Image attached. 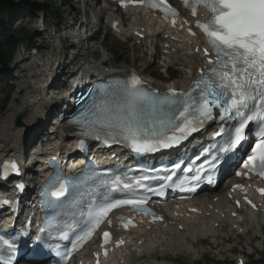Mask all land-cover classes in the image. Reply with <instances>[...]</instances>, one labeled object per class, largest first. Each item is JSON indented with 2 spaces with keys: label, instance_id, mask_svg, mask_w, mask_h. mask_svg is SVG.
I'll return each mask as SVG.
<instances>
[{
  "label": "snow or ice",
  "instance_id": "1",
  "mask_svg": "<svg viewBox=\"0 0 264 264\" xmlns=\"http://www.w3.org/2000/svg\"><path fill=\"white\" fill-rule=\"evenodd\" d=\"M184 3L191 8L193 16L199 5L210 13L205 22L196 21L209 47L204 49L207 66L200 70L191 87L180 91L169 89L161 96L144 89L135 74L130 79L118 80L108 88L100 89L91 107L81 114L78 123L84 128L82 135L103 139L106 145L124 143L139 154L179 145L208 121L219 120L216 135L225 142L216 146L217 151L235 154L234 150L246 140V130L255 125V143L243 166L264 177V0H193L191 4L184 0ZM162 4L164 0H160V4L150 3V6L156 8ZM164 11L173 16L177 14L170 6ZM78 146L83 149L84 141L81 140ZM217 163L218 157L211 162V168L215 169ZM173 167L180 168L181 164L175 163ZM9 170L19 171L15 162H5L2 176L7 177ZM208 179L211 181V175ZM17 187L22 190L24 186ZM73 188L77 186L63 178L62 173H56L46 189V195L51 197L47 200L48 205L57 207L61 198H66ZM259 191L264 194V189ZM144 203V199H138L89 206L88 233L120 204L143 206ZM143 210L148 212L147 208ZM103 237L107 241L110 233L105 231ZM37 242L43 243L44 238L38 236ZM3 243L9 244V241L3 240ZM3 264L11 262L3 261Z\"/></svg>",
  "mask_w": 264,
  "mask_h": 264
},
{
  "label": "rangeland",
  "instance_id": "2",
  "mask_svg": "<svg viewBox=\"0 0 264 264\" xmlns=\"http://www.w3.org/2000/svg\"><path fill=\"white\" fill-rule=\"evenodd\" d=\"M15 5L14 9H11L9 11L8 15L0 16V26H3V24H6V29H9L11 31L25 33L27 37V47H22V43L18 44L17 50L15 51L13 55V59H11L9 65L2 69L0 68V73H6L9 70H11V67L13 70H16L15 72H12L11 75H16V77L8 79L7 83L3 84L0 89V99L6 98L7 102L3 109H0V149L6 151L8 147H10V140L15 138L17 135V127L14 125L13 119L14 116L18 112L24 113V128H29L30 122L29 119H32L35 116H32L33 108L30 105L32 96H36L31 92L29 89L24 90L22 93H18L17 90L21 86H23V82H27L32 85L33 82H35V78H32L31 75L34 73H40V68H32L31 65L33 61L30 59L26 63H20L18 69L13 68V64L15 62V56L17 58H21V55H26V53L30 52L35 54L37 49L33 46V42L36 40L38 36H41V39L48 45L49 43H54L55 45L59 46V52L63 51V53L60 56V60L63 61V56L66 54H72L69 51L68 45H63V36L69 35L68 31L71 29L72 32H75L73 27L76 25V20L81 21L82 18L80 17L82 10L84 9V5L81 0H10ZM33 7V8H32ZM23 8V9H22ZM28 9V10H25ZM32 9V11H30ZM26 11L25 14L22 13ZM27 12H30V14L26 15ZM14 15V17L12 16ZM79 16V17H78ZM91 18H93L91 16ZM24 19L30 20L26 25L20 24V20ZM32 19V21H31ZM2 20V21H1ZM9 20V21H8ZM88 21V20H87ZM89 28V27H87ZM106 29V26H105ZM105 29L100 30L98 34V39L96 41H91L90 44L87 43V45L92 46V52L96 53V56L99 55V59H102L103 62L113 65L118 68H130L134 67L137 71L144 74L148 78V75H155L158 74L159 68H161L157 62L149 63L148 61V55L144 54L142 47L135 48L134 46L136 44L132 42H121L120 40L111 38L109 35H105ZM32 33H31V32ZM93 29H91L88 32H92ZM30 32V33H29ZM24 36V35H22ZM105 36V37H104ZM72 40V39H71ZM147 41V40H145ZM70 42V40H69ZM25 44V43H24ZM65 46V47H64ZM103 46H106L110 48V50L115 52L116 57H112L111 53L108 52L106 49H104ZM148 49L147 45H145ZM38 49L43 48L41 46L37 47ZM76 49H73L72 52H75ZM44 56L45 62L46 57L50 52H52L51 48L48 50H44ZM77 54V53H75ZM74 55V54H73ZM72 55V56H73ZM88 55L87 51L80 50L79 54H77V57L80 58L81 56L85 57ZM87 56V60H88ZM191 59H189L190 61ZM82 62H84L82 60ZM188 63V62H187ZM64 65V64H63ZM173 65H176V68L179 70V74L176 75V81L180 80V76L182 75L180 67H179V60H175V63ZM20 69H26L24 71V76L20 72ZM175 69V68H173ZM18 71V72H17ZM43 75V74H42ZM22 76L24 78H22ZM163 77V76H162ZM45 77H41L38 80L43 81ZM149 79V78H148ZM152 81L156 84H160L161 82L157 79L152 78ZM32 93V94H31ZM16 98L18 104L12 105V99ZM33 101V100H32ZM12 107V110H6V108ZM35 131V130H34ZM35 139V138H34ZM8 144V145H7ZM6 145V146H4ZM208 219L201 220L204 223H207ZM210 220H208L209 222ZM172 238L171 236L169 237ZM169 239L168 241V247L167 242H162L158 245L157 251V260L159 261H166V264H196V259H198V264H217L214 260H211L207 255H201L200 257V251H208V245H198L196 247L195 253L187 254L188 251H183L184 248L182 243H179V241H171ZM246 240V238H245ZM175 242V244H174ZM166 252H165V250ZM173 252V253H172ZM163 254H166L167 258H161ZM212 257V256H210ZM154 257H146L142 260L136 261V264H152L154 263ZM174 262V263H173ZM264 264V262L260 263Z\"/></svg>",
  "mask_w": 264,
  "mask_h": 264
},
{
  "label": "bare ground",
  "instance_id": "3",
  "mask_svg": "<svg viewBox=\"0 0 264 264\" xmlns=\"http://www.w3.org/2000/svg\"><path fill=\"white\" fill-rule=\"evenodd\" d=\"M33 8V7H32ZM23 9V8H22ZM25 10H28V9H26L25 8ZM24 10V12H22V13H24L25 14V11ZM30 11H32V9H30ZM28 14H30V12H27L26 13V15H28ZM136 19V18H135ZM134 19V20H135ZM134 20H133V22H134ZM30 21V20H29ZM28 20H26V21H24V19H21L19 22H20V24H24V25H26L27 23H31V22H29ZM31 21H32V19H31ZM139 25H141V26H143L142 24H139ZM91 26V21L90 20H88L87 22H86V27H90ZM151 28V27H150ZM31 32V31H30ZM29 32V33H30ZM32 33V32H31ZM158 36H159V34L158 35H154L153 37H150V40L152 41V40H155V39H157L158 38ZM146 40H148V39H146ZM81 41H83V43L85 42V41H87V42H93V40H88V38H87V40H81ZM91 42V43H92ZM33 46L34 47H36V49H37V51H36V53L35 54H33V53H30V52H28V53H26V55H21V61L20 62H15L14 64H13V68H15V69H18V67H19V65H20V63H26V62H28L30 59L33 61V63H32V65H31V67L32 68H34V67H36V68H40L41 67V72L40 73H34V74H32L31 75V77L32 78H35L36 80L37 79H40L41 77H45L44 78V80L43 81H39V83L41 84H43V83H45V81H46V78H47V76H48V74H49V71H50V68H51V66H50V63H52L53 64V67L54 66H57V68L59 69V67H60V65H61V63H62V61L60 60V56H61V54L63 53V51H60V53H56V55H54V54H52V55H50V56H48V57H46V62H45V58H43V56H44V50H48L49 48H52V50H58V48H59V46L58 45H55L54 43H49L48 45L43 41V39H41V36H38L37 38H36V40L33 42ZM38 46H41V47H43V48H40V49H38L37 47ZM65 47V46H64ZM88 48H92V46L91 45H87V49ZM92 54H94V55H96V53L95 52H92ZM182 54H184V57H182V60L183 61H185L186 63H187V65H185V67H184V69H185V78L182 76V78L180 79V81H184V79H185V81L188 79V72L191 70V67H192V64H193V61L195 60L196 61V59H197V55H189L188 53H186V52H184L183 50L181 51V52H179L178 54H172L171 56H177V55H179V56H181ZM53 56V57H52ZM167 58H164L165 60H167L168 58H169V56H166ZM72 59H77V54H74L73 56H72ZM189 59H191L190 61H189ZM70 62H72V60H70ZM105 63V62H104ZM62 66V65H61ZM65 65H63V67H64ZM49 69V70H48ZM55 71H57V69L56 68H53ZM24 71H26V69H20V72L23 74V76H24ZM62 71H63V69L61 68L60 70H59V73L61 72L62 73ZM60 73V74H61ZM43 74V75H42ZM22 76V78H24ZM184 81V82H185ZM26 89H29L31 92H33V94H35L36 95V97H37V95H39L40 96V94H39V92H36V90H35V88H34V85L32 84H29V83H27V82H23V86H21L20 88H18V90H17V92L18 93H22L24 90H26ZM37 98H35L34 100H36ZM15 104H18V102H17V99L16 98H14V99H12V105H15ZM28 106H31V107H37V106H40V103L39 102H37V100H36V102H34L33 101V103H31L30 105H27V107ZM12 107L13 106H11L10 108H6V110H12ZM33 118H36V116L35 117H33ZM30 126V125H29ZM38 127V126H40L39 124L38 125H34V127ZM30 140V138H26L25 136H24V139H23V142L24 143H26V142H28ZM10 142V141H9ZM8 145V144H7ZM4 146H6V145H4ZM207 204V203H206ZM206 204L204 205V206H206ZM215 206L216 205H213V207L215 208ZM206 208V207H205ZM217 209H218V211H222V209H223V206H218V207H216ZM201 210V209H200ZM205 212L204 211H202L201 210V215H203ZM190 217H192L193 218V215H190ZM200 217H202V216H200ZM209 220V219H208ZM208 220L206 221L207 223H209L208 222ZM197 221H198V223H200V224H202L203 223V221L201 222V219H197ZM211 221V220H210ZM174 244H175V242H174ZM173 253V252H172ZM157 255V254H156ZM150 258V257H149ZM153 258V257H152ZM163 259V258H162ZM116 260L117 259H113V260H111L110 262L113 264L114 262H116Z\"/></svg>",
  "mask_w": 264,
  "mask_h": 264
},
{
  "label": "trees",
  "instance_id": "4",
  "mask_svg": "<svg viewBox=\"0 0 264 264\" xmlns=\"http://www.w3.org/2000/svg\"><path fill=\"white\" fill-rule=\"evenodd\" d=\"M14 5L15 4L10 0H0V16L8 15L9 11L14 9ZM5 25L6 24L0 26V66H5L10 61L18 44H24L27 40V32L17 33L6 29Z\"/></svg>",
  "mask_w": 264,
  "mask_h": 264
},
{
  "label": "water",
  "instance_id": "5",
  "mask_svg": "<svg viewBox=\"0 0 264 264\" xmlns=\"http://www.w3.org/2000/svg\"><path fill=\"white\" fill-rule=\"evenodd\" d=\"M21 117H22V114H19L18 116H17V118L15 119V125H21Z\"/></svg>",
  "mask_w": 264,
  "mask_h": 264
}]
</instances>
